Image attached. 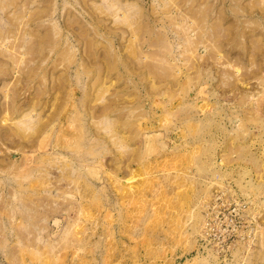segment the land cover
Listing matches in <instances>:
<instances>
[{
  "label": "rangeland",
  "instance_id": "obj_1",
  "mask_svg": "<svg viewBox=\"0 0 264 264\" xmlns=\"http://www.w3.org/2000/svg\"><path fill=\"white\" fill-rule=\"evenodd\" d=\"M0 264H264V0H0Z\"/></svg>",
  "mask_w": 264,
  "mask_h": 264
},
{
  "label": "built area",
  "instance_id": "obj_2",
  "mask_svg": "<svg viewBox=\"0 0 264 264\" xmlns=\"http://www.w3.org/2000/svg\"><path fill=\"white\" fill-rule=\"evenodd\" d=\"M207 224H208V221H206V224H205V226H207Z\"/></svg>",
  "mask_w": 264,
  "mask_h": 264
},
{
  "label": "bare ground",
  "instance_id": "obj_3",
  "mask_svg": "<svg viewBox=\"0 0 264 264\" xmlns=\"http://www.w3.org/2000/svg\"><path fill=\"white\" fill-rule=\"evenodd\" d=\"M122 143V142H121Z\"/></svg>",
  "mask_w": 264,
  "mask_h": 264
}]
</instances>
